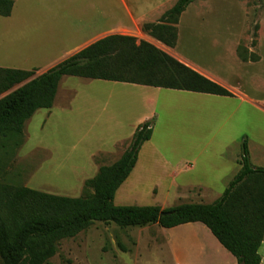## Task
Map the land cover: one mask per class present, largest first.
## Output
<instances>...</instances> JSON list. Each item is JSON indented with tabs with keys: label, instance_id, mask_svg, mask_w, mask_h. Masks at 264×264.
Masks as SVG:
<instances>
[{
	"label": "rangeland",
	"instance_id": "374dc122",
	"mask_svg": "<svg viewBox=\"0 0 264 264\" xmlns=\"http://www.w3.org/2000/svg\"><path fill=\"white\" fill-rule=\"evenodd\" d=\"M118 4L15 0L11 14L0 16V67L45 72L106 30L102 11L107 5L120 10ZM187 8L178 22L174 52L236 84L249 102L64 76L53 106L37 110L26 121L22 144L12 153L0 148V177L3 172L12 185L78 197L85 181L100 166L117 161L137 126L152 121L148 119H153L152 137L139 150L130 178L115 193V205L164 209L212 203L239 170L232 159L239 157L244 139L251 163L264 167V0H194ZM200 182L206 193L198 199ZM202 244L215 246L202 224L119 228L97 221L61 240L49 264L218 260ZM259 253L264 259V242Z\"/></svg>",
	"mask_w": 264,
	"mask_h": 264
},
{
	"label": "trees",
	"instance_id": "16d2710c",
	"mask_svg": "<svg viewBox=\"0 0 264 264\" xmlns=\"http://www.w3.org/2000/svg\"><path fill=\"white\" fill-rule=\"evenodd\" d=\"M15 0H0V16L11 14ZM194 0H176L157 22L142 31L174 48L177 23ZM0 67V148L13 152L23 142L24 125L39 109L53 106L64 76L137 84L233 97L219 83L144 40L106 35L45 72ZM152 121L137 126L119 159L98 168L84 183V193L68 197L12 185L0 177V264H49L61 240L75 237L94 222L119 228L157 224L174 228L201 223L235 257L237 264H261L264 240V167L250 161L241 144L239 170L212 203H182L169 208L115 205V193L133 170L142 145L152 136ZM2 171L0 167V172Z\"/></svg>",
	"mask_w": 264,
	"mask_h": 264
},
{
	"label": "crops",
	"instance_id": "0c3cea01",
	"mask_svg": "<svg viewBox=\"0 0 264 264\" xmlns=\"http://www.w3.org/2000/svg\"><path fill=\"white\" fill-rule=\"evenodd\" d=\"M117 2L119 3L118 5L120 6V10H116L114 6L107 5L104 7V9L102 11V18L107 23L106 24V26H107L106 30L99 33L96 37H93L92 39L88 40L84 44L77 46L73 50V53L79 51L80 49L86 47L90 43H92V42H94V41H96V40H98V39H100L106 35L120 34V35L132 36V37H135L138 41L144 40V41L150 42L151 44L155 45L156 47H158L161 50L165 51L166 53L170 54L171 56L175 55V58L178 59L179 61L183 62L184 64H186L190 68L196 70L197 72L201 73L202 75L206 76L207 78L219 83L220 85L224 86L225 88H227L229 91H231L234 94L233 97L218 96V95H213V96H216L219 98L238 99L240 101L249 102L248 96L245 93H243L242 90L236 86V84H231L230 82L225 81L220 76H217V75H215L209 71H206V70H204L198 66H195L191 62L185 60V58L178 56L174 52L175 47L177 45V42H176V45L174 48H169V47L163 45L162 43L158 42L157 40H155L153 37L149 36L147 33L142 31V25L144 23L157 22L159 20V18L163 15V13H165L168 9H170L174 5L176 0H117ZM105 3H106V1H105ZM192 3L190 5H188V8H189V6L192 5ZM187 12H188V10L187 11L184 10V12H182V14L180 15L179 19L183 18L185 16L184 14H186ZM177 39H178V23H177ZM154 42L160 44V46L156 45ZM169 51H171V52H169ZM55 64L49 65L46 69L51 68ZM29 70H31V69H29ZM145 87H149V86H145ZM208 95H211V94H208ZM263 107H264V102H263ZM148 120H152V122H153V119H148ZM152 131H153V128H152ZM238 159H239V157L238 158L233 157L232 162L234 163V166L238 165V167H240L238 164ZM135 166H136V164H135ZM135 166H134V168H135ZM189 167H192V165H189ZM132 171L126 180H128L130 178ZM234 173L235 174L237 173V169L234 170ZM191 186L192 185H189V188H194L197 186L198 189H200L199 191L201 192V194L197 195V197H199L198 199H201L204 197V193H206V191L203 190L204 188L202 186V182H200L199 184H196V186H192V187ZM200 203H202V202H200ZM203 204H209V203H203ZM194 224H201V223L196 222ZM179 226H181V225H179ZM197 226H201V225H197ZM208 232L211 235L212 239L214 240L215 246L213 248H208L207 246H204L202 244V247L205 250H207V249L211 250V254L215 255L216 258H218V260H214V262L207 261V260H205V261L203 260V262H202L201 260H198V261L192 262L191 264H237L235 257L233 255H231L212 236V234L210 233L209 230H208ZM263 242H264V240H263ZM263 242H262V244H263ZM259 250H260V248H259ZM260 256H261V264H264V259H263L261 254H260ZM184 264H185V262H184Z\"/></svg>",
	"mask_w": 264,
	"mask_h": 264
}]
</instances>
